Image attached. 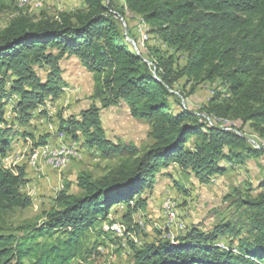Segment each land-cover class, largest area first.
<instances>
[{
    "label": "trees",
    "instance_id": "trees-1",
    "mask_svg": "<svg viewBox=\"0 0 264 264\" xmlns=\"http://www.w3.org/2000/svg\"><path fill=\"white\" fill-rule=\"evenodd\" d=\"M82 1L81 8L51 18L18 12L0 29V264H101L91 250L83 251L89 232L114 206H125L124 219L145 208L140 193L161 169L175 164L206 183L226 172L221 161L242 164L264 154L237 128L205 121L249 122L264 141V0H123L119 7ZM7 9L0 0V12ZM126 11L150 24L154 35L148 31L149 39L185 54L184 64L158 51L149 64L146 46L144 53L134 43L131 48L119 29ZM68 56L93 74L92 97L101 106L92 103L78 115L60 116L58 133L81 139L116 164L98 177L79 172V193L64 187L39 220L9 225L5 215L33 204L20 190L26 183L24 167L3 164L20 132L14 122L28 123L34 112L44 113L48 100L64 93L69 83L60 61ZM181 78L186 83L219 80L226 87L199 110L175 111L170 97ZM121 103L132 118L148 124V144L105 136L100 110ZM7 106L12 124L4 116ZM48 134L37 142L31 132L20 133L36 146L45 145ZM258 187L254 197L234 200L241 209L236 219L207 232L192 227L176 241L132 246L129 264H264V179ZM220 237L237 238V250L218 245Z\"/></svg>",
    "mask_w": 264,
    "mask_h": 264
},
{
    "label": "rangeland",
    "instance_id": "rangeland-1",
    "mask_svg": "<svg viewBox=\"0 0 264 264\" xmlns=\"http://www.w3.org/2000/svg\"><path fill=\"white\" fill-rule=\"evenodd\" d=\"M5 1L8 9L0 12V29L18 12L34 19L51 18L61 12H72L83 6L82 0H27L25 4L20 3V0ZM103 1L106 5L112 3L115 7H119L123 2V0ZM142 19L128 11L124 16L119 17V29L124 34L125 40L130 43L131 48H133L132 43L134 45L139 43L148 49L147 54L144 55L146 60L158 51L166 55L172 54L174 62L183 65L185 54L175 52L171 47L166 48V45L159 41L162 48L154 38L149 39L148 31L150 35H154L151 32L152 28ZM140 27L144 34H140ZM146 33L147 38L143 40V35ZM61 68L63 74L69 78V86L57 100L47 101L44 113L34 112L35 124L28 125L27 128V131L32 133L34 141L43 140L48 132V123H54L58 127L60 116L66 118L68 115H78L83 106L87 107L92 103L101 106L100 100L92 97L93 76L83 68V65L63 58ZM39 73L44 75L42 71ZM225 87L219 80L186 83L185 79L181 78L172 90L174 93L173 97H170L172 109L176 111L180 107H187L199 110L215 91L224 90ZM4 116L8 119L7 123L12 124L9 106L6 107ZM100 117L107 138L115 142H134L138 146L149 143L148 124L132 118L124 103L102 108ZM228 123L229 126L237 128L241 134L245 135L253 146L254 142L260 140L249 122L242 125L239 121L229 120ZM14 126V129H18L17 122H14ZM20 133L17 132L18 135ZM48 133L49 137L45 142L47 145L56 148L70 147L78 153L70 157L67 164L59 169L43 160H31L29 153H32L38 146L31 139L25 140L21 135L19 138L23 141L16 144L18 137L16 139L15 137L18 135L14 137L12 148L7 154L8 158L7 156L4 158L3 164L6 167H24L26 183L20 190L32 198L33 204L28 208L18 209L5 215L4 219L9 225L14 226L25 221L39 220L41 213L53 205L57 192L64 187L69 193H79L76 185L79 172L85 171L93 177H98L116 164L114 160L101 159L98 152L83 145L81 139L72 141L70 136L63 132ZM221 162L227 166L226 172L222 175L211 176L206 183H200L191 172L175 164L161 169L155 175L152 186L140 193L142 198H146L145 208L137 210L129 218L124 219L122 216L126 211L125 206H114L108 218L97 223L95 230L89 232L84 241L83 251L91 250L95 263L129 264L134 258L132 246L138 247L165 240L176 241L192 227L207 232L224 221L236 219L241 209L236 207L234 200L239 196L254 197L260 190L259 182L264 179V154L249 157L242 164ZM166 202L172 206L169 212V224H165L163 215L166 213V208H164ZM101 230L106 231L107 234H103ZM216 243L225 247L231 246L234 251L237 250V238L235 237H220Z\"/></svg>",
    "mask_w": 264,
    "mask_h": 264
},
{
    "label": "bare ground",
    "instance_id": "bare-ground-1",
    "mask_svg": "<svg viewBox=\"0 0 264 264\" xmlns=\"http://www.w3.org/2000/svg\"><path fill=\"white\" fill-rule=\"evenodd\" d=\"M24 2H27V0H20V3H24ZM143 22H145V21L143 20ZM140 34H144V31H141ZM143 38H144L143 40H145L147 38V33H146V35H143ZM136 50H137V52L141 53L140 50H138V49H136ZM206 119L208 121H210V122H208V124H213V125L215 124L216 125L218 123V124H220V126L225 125L224 127L229 128V126H228L229 123L225 119H220V118L210 119L208 117H206ZM42 147H47L48 158H45ZM256 148H258V147H256ZM261 148H264V146H261ZM66 151H72L73 153H76V150L74 151L70 147L69 148H63V147L62 148H56L52 145L45 144V145H41V146L36 147V149L32 151V153H34L33 156H31L30 158L33 161L34 160H43L45 162H48L49 164H52L54 167H57V168L60 167L61 168V167L65 166L67 164V162L69 161V160H65ZM164 208H166V207L164 206ZM218 245H220V244H218ZM220 246H223V245H220Z\"/></svg>",
    "mask_w": 264,
    "mask_h": 264
},
{
    "label": "crops",
    "instance_id": "crops-1",
    "mask_svg": "<svg viewBox=\"0 0 264 264\" xmlns=\"http://www.w3.org/2000/svg\"><path fill=\"white\" fill-rule=\"evenodd\" d=\"M66 59H69V60H74L75 62H78L80 65H82L81 64V62L75 57V56H68V57H65ZM60 68H61V61H60ZM84 68V67H83ZM61 70H62V68H61ZM92 76H93V74L91 73V72H89ZM64 74H63V71H62V76H63ZM67 81L69 80V78L67 77V76H63ZM68 83H69V81H68ZM55 100H57V99H55ZM55 100H53V101H55ZM47 103V102H46ZM90 105H88L87 107L86 106H83V108L82 109H80V111L81 110H83V109H86V108H88ZM47 106L45 105V108H46ZM79 111V112H80ZM34 118H32L28 123H25V124H19V123H17V125H18V129L16 128V130H18V131H27L28 129V125L30 126H33L35 123H34ZM42 121H43V119H42ZM16 123V122H15ZM21 127V128H20ZM14 128H15V126H14ZM53 128L55 129V130H53ZM57 126L56 125H54V123H48L47 124V131L48 132H50L51 133V131L52 132H54V133H57L58 131H57ZM27 132H30V131H27ZM19 136L20 135H18V136H16V138L18 137V142L16 143V144H18L19 142H21V141H23V139H20L19 138ZM23 137V136H22ZM15 138V139H16ZM25 140L27 139V138H29V139H31L28 135H26L25 137H23ZM60 138V137H59ZM32 140V139H31ZM28 142H32V141H28ZM19 149V148H18ZM17 149V150H18Z\"/></svg>",
    "mask_w": 264,
    "mask_h": 264
},
{
    "label": "built area",
    "instance_id": "built-area-1",
    "mask_svg": "<svg viewBox=\"0 0 264 264\" xmlns=\"http://www.w3.org/2000/svg\"><path fill=\"white\" fill-rule=\"evenodd\" d=\"M141 26L143 27V25L141 24ZM142 27H140V30H142ZM135 47L139 48L141 52H146V48H144L141 44L139 43H135ZM207 120V119H206ZM208 121V120H207ZM210 122V121H208ZM226 124V123H225ZM227 125V124H226ZM229 126V125H228ZM56 146V145H55ZM254 146L255 147H261L264 146V142L262 140H259L258 142H254ZM45 158H48V151H47V147H42ZM34 153H29V158L31 156H33ZM77 153H73L72 151H66V155H65V160H69L70 157H74L76 156ZM8 158V156H7ZM28 164V161H27ZM60 169V167H58ZM166 206V213H163L164 217H165V224H169V212L170 210H172V206L171 204H169L168 202L165 203Z\"/></svg>",
    "mask_w": 264,
    "mask_h": 264
}]
</instances>
